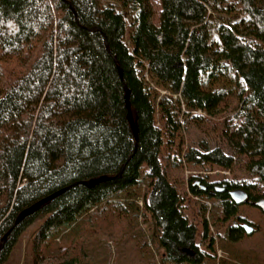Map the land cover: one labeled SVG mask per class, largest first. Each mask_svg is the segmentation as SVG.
<instances>
[{
  "label": "trees",
  "instance_id": "obj_1",
  "mask_svg": "<svg viewBox=\"0 0 264 264\" xmlns=\"http://www.w3.org/2000/svg\"><path fill=\"white\" fill-rule=\"evenodd\" d=\"M148 1L0 0V240L11 230L0 264L38 218L36 258L86 264L78 233L86 225L130 233L122 225L140 215V200L163 264H205L187 213L195 202L170 180L168 162L226 170L242 163L252 180L193 175L189 190L217 199L215 223L233 221L228 242L244 238L229 191L264 197V0H160L158 23ZM198 110L224 117L232 153L205 143L184 150L185 126L207 119ZM104 175L110 179L95 186L82 183ZM64 188L16 224L22 210ZM199 210L214 258L205 206ZM140 248L152 258L147 243Z\"/></svg>",
  "mask_w": 264,
  "mask_h": 264
},
{
  "label": "rangeland",
  "instance_id": "obj_2",
  "mask_svg": "<svg viewBox=\"0 0 264 264\" xmlns=\"http://www.w3.org/2000/svg\"><path fill=\"white\" fill-rule=\"evenodd\" d=\"M148 3L154 13L152 22L158 23L161 1L149 0ZM196 113L206 116L207 119L199 124L193 123L189 128L185 126L183 134L184 150L191 146L200 147L202 143H205L211 149L219 147L228 153H232L221 131V122L224 117H221V115L208 117L206 112L201 110L196 111ZM180 143L181 139H178L176 149ZM163 154H165L164 150L162 151L161 160L166 164ZM172 166L171 162H168L167 171L169 172L170 180L175 183L182 193H187V197L195 202V213L191 209H188L187 213L191 221L197 226V241L201 243L203 251L207 253L205 264H264V213L260 208L248 203L240 205L239 214L256 225L258 231L255 233H245L244 238L238 242H228L226 231L229 224L233 221L225 224H221L219 221L217 224L215 223L218 214L215 213L214 218L213 213L215 212V203H218L217 199L202 197L203 201H201L196 199L194 194H191L189 190V178L193 175L207 177L210 181L229 179L244 182L252 180L254 177L247 172L245 166L240 162H237L229 170L218 165L204 167L190 163H184L178 167ZM146 170L147 164H144V174ZM207 202L211 203V208L206 204ZM203 206L206 209L205 217L208 221L210 232L215 240L214 258H210L213 250L206 243L202 242V234L205 231V227L203 224L204 216L199 208L203 209ZM141 207L142 212L136 220L131 224L122 225L124 231L129 229L130 233L127 231V233L122 234L119 228V232L115 231L114 235L111 236L103 233L105 228H108L106 226H103L104 229L101 232L95 229L90 231L91 229L88 228V225L82 229L81 234L78 233V235H82L87 240L85 249L86 264H163L160 258L161 251L157 247L155 224L151 217L144 212V207ZM41 223L42 220L38 218L23 231L17 242L11 247L9 256L1 264H43V260H40L39 256L36 258L33 253V240ZM118 227H121V224ZM74 238L78 239L80 237ZM140 242L148 244L151 255H153L152 258L148 255H146L148 257L143 256ZM166 264L172 263L168 262Z\"/></svg>",
  "mask_w": 264,
  "mask_h": 264
},
{
  "label": "water",
  "instance_id": "obj_3",
  "mask_svg": "<svg viewBox=\"0 0 264 264\" xmlns=\"http://www.w3.org/2000/svg\"><path fill=\"white\" fill-rule=\"evenodd\" d=\"M120 72H121V75H122V70L121 69H120ZM126 90H127L126 100H127L128 110H129L130 123H131V126L133 128L134 134H135V136L137 138L138 132H137L136 123H135V119H134L132 108H131V103L129 101L130 90L128 88ZM121 172H120V174L118 176L121 175ZM108 179H110V177L104 175V176L92 178V179H90L88 181H82V183L87 185V186H89V187H92V186H95V185H97V184H99L101 182H104V181L108 180ZM199 184H200V181H196L194 183L195 186H197ZM203 189H206V187H203ZM225 190H226V188H224V187H222V188L217 187L216 188V191H218V192H223ZM64 191H65V188L61 189V190H58L55 193H53V194H51V195H49V196L37 201L36 203H34L31 206H29V207L25 208L24 210H22L20 212V214L18 215V217H17L16 224L21 222L22 220H24L26 217H28V216L34 214L35 212H37L44 204H46L47 202H49L50 200H52L56 196L60 195ZM229 194L232 197V199L235 201V203L238 204V205L246 204V203L251 201L248 192L245 189H243V188H236V189L230 190ZM255 205L257 207H259V208L264 209V199H260V200L256 201ZM245 228L247 229L248 233H253V231H254V227L251 226V225L246 224ZM10 233H11V230L8 231L2 237V239L0 240V252L4 248L5 243L7 242L8 236L10 235Z\"/></svg>",
  "mask_w": 264,
  "mask_h": 264
},
{
  "label": "flooded vegetation",
  "instance_id": "obj_4",
  "mask_svg": "<svg viewBox=\"0 0 264 264\" xmlns=\"http://www.w3.org/2000/svg\"><path fill=\"white\" fill-rule=\"evenodd\" d=\"M249 196H250V195H249ZM260 199H264V197H263V198L256 199V200H254V201L251 200V197H250V200H251V201L248 202V204L256 206V205H255V202L258 201V200H260ZM252 203H253V204H252ZM256 207H257V206H256ZM258 208H259V207H258ZM260 209H261V211H263V213H264V209H262V208H260ZM246 224L251 225V226L254 227V231H253L254 233L258 231V228L256 227V225L252 224L251 221H249L248 219H245V218H244V221L241 222V225H242V227H243L245 233L248 234V231H247V229L245 228V227H246Z\"/></svg>",
  "mask_w": 264,
  "mask_h": 264
},
{
  "label": "built area",
  "instance_id": "obj_5",
  "mask_svg": "<svg viewBox=\"0 0 264 264\" xmlns=\"http://www.w3.org/2000/svg\"><path fill=\"white\" fill-rule=\"evenodd\" d=\"M196 199H199V200H200L199 197H196ZM201 201H203V200H201ZM139 204H140L141 206H143L144 203H143L142 200H140V201H139ZM206 204H208L210 208L212 207L211 203L207 202Z\"/></svg>",
  "mask_w": 264,
  "mask_h": 264
}]
</instances>
